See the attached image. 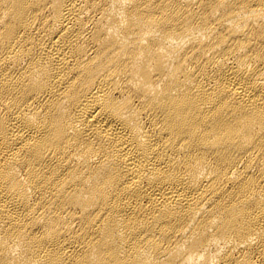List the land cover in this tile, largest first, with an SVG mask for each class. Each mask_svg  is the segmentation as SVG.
Returning <instances> with one entry per match:
<instances>
[{"label":"bare ground","instance_id":"1","mask_svg":"<svg viewBox=\"0 0 264 264\" xmlns=\"http://www.w3.org/2000/svg\"><path fill=\"white\" fill-rule=\"evenodd\" d=\"M0 264H264V0H0Z\"/></svg>","mask_w":264,"mask_h":264}]
</instances>
